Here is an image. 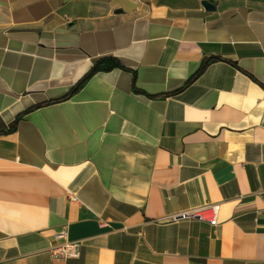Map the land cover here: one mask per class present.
<instances>
[{
  "label": "crops",
  "instance_id": "crops-1",
  "mask_svg": "<svg viewBox=\"0 0 264 264\" xmlns=\"http://www.w3.org/2000/svg\"><path fill=\"white\" fill-rule=\"evenodd\" d=\"M0 264H264V0H0Z\"/></svg>",
  "mask_w": 264,
  "mask_h": 264
},
{
  "label": "built area",
  "instance_id": "built-area-1",
  "mask_svg": "<svg viewBox=\"0 0 264 264\" xmlns=\"http://www.w3.org/2000/svg\"><path fill=\"white\" fill-rule=\"evenodd\" d=\"M71 203H78V199L74 196L69 198ZM219 214L220 205L219 204H206L202 207L193 209L189 212L176 215L171 218L172 222L179 221H200L207 223L211 227H217L219 225ZM65 234V233H64ZM63 234V235H64ZM55 259L60 260L65 258H78L79 257V245L78 244H68L62 249L54 253Z\"/></svg>",
  "mask_w": 264,
  "mask_h": 264
},
{
  "label": "trees",
  "instance_id": "trees-1",
  "mask_svg": "<svg viewBox=\"0 0 264 264\" xmlns=\"http://www.w3.org/2000/svg\"><path fill=\"white\" fill-rule=\"evenodd\" d=\"M215 60V58H210V59H207V60H204L201 64V67L199 69V72L197 73V76L200 75L204 70L205 68ZM115 69H121V70H125L127 71L126 68H124L123 65H121V63L113 58V57H104V58H101L99 59L96 64L91 68V70L70 90V92L64 96L63 98L61 99H58V100H53V101H50L48 103H44V104H41V105H37L35 107H33V110L34 109H38L42 106H46L48 104H55V103H58V102H62L68 98H70L71 96H73L75 93H77L79 90H81L85 84L88 82V80L93 76L95 75L96 73H99V72H110L112 70H115ZM133 88L135 90V93L137 94H140L141 91L137 90L135 87H134V83H133ZM176 93H171V94H167L166 96H171V95H174ZM151 98H153V96H150ZM161 97H165V96H161ZM27 113V112H26ZM20 119V117L16 120L15 122V125L12 129H10L8 132H11L15 129L16 127V124L18 122V120Z\"/></svg>",
  "mask_w": 264,
  "mask_h": 264
},
{
  "label": "water",
  "instance_id": "water-1",
  "mask_svg": "<svg viewBox=\"0 0 264 264\" xmlns=\"http://www.w3.org/2000/svg\"><path fill=\"white\" fill-rule=\"evenodd\" d=\"M202 6L205 8L206 11H215V7L208 1H204Z\"/></svg>",
  "mask_w": 264,
  "mask_h": 264
}]
</instances>
